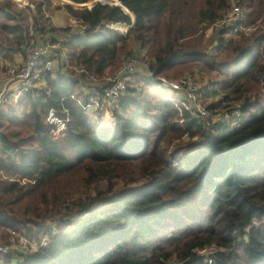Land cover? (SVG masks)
Returning <instances> with one entry per match:
<instances>
[{
  "label": "trees",
  "instance_id": "obj_1",
  "mask_svg": "<svg viewBox=\"0 0 264 264\" xmlns=\"http://www.w3.org/2000/svg\"><path fill=\"white\" fill-rule=\"evenodd\" d=\"M113 1L133 15L108 3L64 5L84 27L71 29L64 43L71 65L105 76L134 36V54H145L156 78L194 66L222 76L217 90L224 102L240 104L244 124L206 129L177 109L159 80L136 73L140 85L103 126L71 97L88 102L77 79L83 73L46 75L43 87L0 112V234L14 229L39 237L54 224L60 230L16 257L17 264H264V0ZM234 1L246 8L247 21L261 26L249 37L217 31L209 51L200 25ZM119 22L132 26L127 33L111 27ZM30 25L28 9L0 3V71L36 38ZM51 108L70 116L59 140L46 123ZM81 187L95 193L84 191L69 214L58 216ZM212 244L218 251L209 262L198 250Z\"/></svg>",
  "mask_w": 264,
  "mask_h": 264
},
{
  "label": "built area",
  "instance_id": "obj_2",
  "mask_svg": "<svg viewBox=\"0 0 264 264\" xmlns=\"http://www.w3.org/2000/svg\"><path fill=\"white\" fill-rule=\"evenodd\" d=\"M260 26L259 23L247 21V13L238 3L233 4L230 10L225 11L210 23V29L214 31L225 30L237 37H249ZM72 31L74 30L68 31V37L71 36ZM43 37V33L39 34L36 40L27 47L26 56L22 63L10 64L4 71L0 79L3 83L0 84V112L12 101L19 102L26 93L35 88H41L36 86L39 82H44L43 79L46 75L53 80H57L60 73H66L74 69L79 73H83L77 79L82 91L89 97V100L87 103H83L74 95L71 97L80 103L84 114L97 123L114 121L115 113L120 109L122 99L128 94L129 88L132 86L130 83L132 77L141 69L139 68L141 66L140 58L134 54L126 57L119 68L101 78L83 70L79 65H71L68 60V50L64 47L65 42L59 40L54 42ZM149 77L159 80L163 86L169 89V100L176 105L180 112L189 111L206 129L226 132L238 129L244 124L245 117L240 104H236L234 107L233 104L224 102L223 96L220 98L221 104H218L219 102L210 106L205 104V100L212 97L215 92L219 95L218 87L200 86L189 76L176 79L164 76L156 78L150 73ZM102 79L104 81L99 83V80ZM88 80L95 81L98 88L91 87L89 89ZM91 84L93 85V83ZM69 122L68 112L59 114L56 109L51 108L47 113L46 123L50 126L51 136L54 140H59L66 135ZM7 230L12 237H16L15 247L19 255L34 251V246L39 249L46 245L52 237L60 233L57 225H54L49 233L40 235L39 242H35L27 235L14 229ZM198 251L209 262H212L213 254L218 249L216 244H212ZM17 263L18 259L11 256V246L0 241V264Z\"/></svg>",
  "mask_w": 264,
  "mask_h": 264
},
{
  "label": "rangeland",
  "instance_id": "obj_3",
  "mask_svg": "<svg viewBox=\"0 0 264 264\" xmlns=\"http://www.w3.org/2000/svg\"><path fill=\"white\" fill-rule=\"evenodd\" d=\"M2 1H7V0H0V3ZM11 1H14V3L18 6V7H22L24 9H28L29 10V14H30V23H31V28H30V33L31 36H35L36 35L38 36L39 34L38 33H42L43 32V35L44 37L43 38H49L51 40H53L54 42L58 41V39L54 36H51L52 33L51 31L57 29V30H65L66 32L67 31H71V24L73 23L72 20H74L70 15V13L67 11V9L65 8V4H71V2L68 0V1H63V0H11ZM108 4H112V5H115V4H119L120 2L119 1H113V0H102ZM181 3H184L187 1H189L190 3H192L191 0H179ZM97 2V0H92V2L88 3V4H91L92 5ZM41 3V7H42V12H37L36 10V6H39V4ZM235 3H238L237 1H234L232 2V4L230 5V7L227 9V10H230L232 8V5L235 4ZM96 4V3H95ZM240 4V3H238ZM72 5L76 6V7H92V5H85V6H82V3H75ZM242 9L247 13V10L246 8L244 7V5L240 4ZM225 10V11H227ZM38 13V14H36ZM248 17V15H247ZM123 23H116V24H112L111 27L116 29V30H119L123 33H127V31L130 29L131 27V24L130 26H125V25H122ZM200 27L203 29L204 33H205V38H204V42L205 44H208V50H213L214 47H216L217 45V41L219 39L216 38V34L218 33L217 31H214L212 29H210V23H204V24H201ZM74 29H78V28H74ZM226 33V36L227 37H233V38H240V37H237V36H234L232 35L231 33H228V32H225ZM54 35V34H53ZM37 38V37H36ZM36 38L33 41L36 40ZM59 41H63L62 39L59 38ZM31 45V44H30ZM139 44L138 42L135 40L134 36H131L128 40V45H127V53H124L123 56H122V59L120 62H118L115 66L111 67L110 69L107 70L106 75L112 73L113 71H115L117 68H119L124 59L132 54L135 53V51L139 52ZM135 55V54H134ZM140 58V62H141V66L139 68V72H148L147 69H149V64H148V61L145 57V54L143 52L140 53V55L138 56ZM5 63V61L3 62ZM6 65H4V69H2V72L4 73V71H6V68H8L10 66V64L8 63H5ZM11 64H14L11 62ZM137 74H140L142 75L141 73H137ZM182 74V75H181ZM180 76L178 77H174L173 75H164V77H168V78H173V79H176V78H181V77H192L193 80H195L194 82L196 83H199L198 85L200 86H203V87H208V86H214V87H218L219 88V85H218V82L222 80V76H219L218 74H216V72H208L204 69H201L200 66H194L192 69H184L180 72L179 74ZM104 76H102L101 78H103ZM151 81H154V79L149 78ZM104 81V79L102 80H99V83H102ZM93 83V85L91 84ZM96 82L93 81V80H88L87 81V84H89V89H91V87H97L98 88V85L95 84ZM131 85L133 87H136L137 85H140L139 83H136L135 82V77H132V80H131ZM45 84L44 82L43 83H40L38 84V86L36 87H43ZM100 85V84H99ZM131 86V87H132ZM130 87V88H131ZM129 88V89H130ZM79 89L80 91L82 90L80 88V85H79ZM82 92V91H81ZM219 95L215 92L214 95H212V97L208 98L205 100V104L206 105H211V104H214V103H218L220 101V98H222L223 94L221 92H218ZM17 102L15 101H12L7 107L3 108L1 110L2 113H9L12 109V107L16 104ZM236 104H238V102L236 101L233 106L235 107ZM95 121V120H94ZM111 121H107V122H103V123H99V125H103V126H106L108 124H111L110 123ZM82 187L80 189H73L72 192H74L72 194V199L69 200L68 203L66 204H63L60 208V213L57 214L58 216H62V215H66V214H69V212L71 211V207L70 205L72 204V201L78 199L79 197H82L84 196L83 195V192L85 191V194H86V188H83L82 190ZM78 190H81V191H78ZM78 191V192H76ZM89 193H95V190L93 187H91L89 190H87ZM87 192V193H88ZM56 216V215H55ZM52 219L54 218H48L47 222H54ZM55 225V224H54ZM72 229V228H67V232H69V230ZM49 233V232H48ZM42 236V235H41ZM29 237L31 238L32 240H34L35 242H39L40 241V237ZM15 240H16V237H12V235L9 233L8 230L5 231V233H3V235L0 234V241L4 242V243H7L11 246V256L12 257H20L19 253H18V250L17 248L15 247ZM35 250H38L35 246L33 247ZM34 250V251H35ZM30 253V252H29ZM28 254V253H27ZM26 255V254H25ZM22 256V255H21Z\"/></svg>",
  "mask_w": 264,
  "mask_h": 264
},
{
  "label": "crops",
  "instance_id": "obj_4",
  "mask_svg": "<svg viewBox=\"0 0 264 264\" xmlns=\"http://www.w3.org/2000/svg\"><path fill=\"white\" fill-rule=\"evenodd\" d=\"M71 17L74 20H72L73 23L69 27H71V29L79 28V29H81L83 31L84 27L80 24V22L77 21L73 16H71ZM119 23L121 24L122 22H119ZM122 25H125V24H122ZM125 26H127V25H125ZM51 33H52L51 36L56 37L58 40H59V38L62 39L63 40L62 42H66L68 40V38H69L68 35H67L68 34V31L66 32L65 30H61V29L60 30H57V29H55V30L51 31ZM36 37H38V36L36 35ZM25 56H26V52L24 53L23 50L22 51L15 52V53H13V59L12 60H5V63H8V64H11V62L12 63H22L24 61V59H25ZM5 63L3 65H6ZM4 68L5 67H3V69ZM138 73H142V74H145V75H148L149 76V74L151 72L149 70L148 72H145V73H143V72H138ZM2 75H3V72L1 70L0 71V79L2 78ZM0 84L2 85L3 83L0 81ZM80 88H81V86H80Z\"/></svg>",
  "mask_w": 264,
  "mask_h": 264
},
{
  "label": "water",
  "instance_id": "obj_5",
  "mask_svg": "<svg viewBox=\"0 0 264 264\" xmlns=\"http://www.w3.org/2000/svg\"><path fill=\"white\" fill-rule=\"evenodd\" d=\"M69 1H71V0H69ZM72 2H73V1H72ZM98 2L103 3V4H106V2H104V1H102V0H97V2H95V3L97 4ZM119 2H120L119 4H115V5L120 6L124 11H126L127 13H129V14L132 16L133 14L130 12V10H129L127 7H125V6L122 4L121 1H119ZM95 3L92 5V7L95 5ZM71 4H72V3H71ZM82 4H87V3H82ZM82 6H85V5H82ZM92 7H90V8H92ZM132 20H133V22H135V16L132 17ZM131 26H132V25H131Z\"/></svg>",
  "mask_w": 264,
  "mask_h": 264
},
{
  "label": "bare ground",
  "instance_id": "obj_6",
  "mask_svg": "<svg viewBox=\"0 0 264 264\" xmlns=\"http://www.w3.org/2000/svg\"><path fill=\"white\" fill-rule=\"evenodd\" d=\"M70 2H71V1H70ZM91 2H92V1H91ZM88 3H90V2H88ZM88 3H87V4H85V5H92V3H91V4H88ZM82 5H83V4H82Z\"/></svg>",
  "mask_w": 264,
  "mask_h": 264
}]
</instances>
